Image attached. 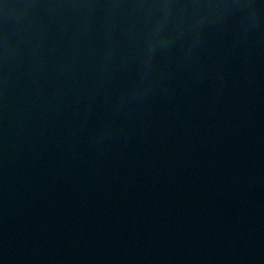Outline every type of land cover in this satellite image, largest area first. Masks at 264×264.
<instances>
[{"label": "water", "instance_id": "water-1", "mask_svg": "<svg viewBox=\"0 0 264 264\" xmlns=\"http://www.w3.org/2000/svg\"><path fill=\"white\" fill-rule=\"evenodd\" d=\"M0 264H264V0H0Z\"/></svg>", "mask_w": 264, "mask_h": 264}]
</instances>
